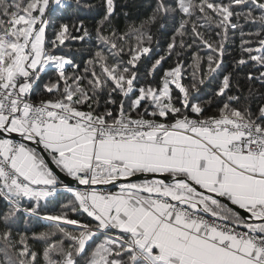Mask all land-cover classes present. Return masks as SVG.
<instances>
[{"label":"snow or ice","instance_id":"snow-or-ice-1","mask_svg":"<svg viewBox=\"0 0 264 264\" xmlns=\"http://www.w3.org/2000/svg\"><path fill=\"white\" fill-rule=\"evenodd\" d=\"M148 7L0 0V264H264V0Z\"/></svg>","mask_w":264,"mask_h":264},{"label":"trees","instance_id":"trees-1","mask_svg":"<svg viewBox=\"0 0 264 264\" xmlns=\"http://www.w3.org/2000/svg\"><path fill=\"white\" fill-rule=\"evenodd\" d=\"M83 3H91V4H99L100 0H82ZM117 4V18L116 23L123 27L126 18L124 17V13H128L127 20L128 21H138L142 17L146 16L148 12L150 11L149 0H116ZM77 16L79 19H83L85 22V25L89 28V31L93 33V40L95 37L94 33V27H95V21L98 19V16L95 11L87 10V9H81L79 13H77ZM74 17L70 14L69 11H65L62 13L59 17V21L68 23L70 25V31H71V25L73 23ZM247 30V29H245ZM73 35H79V33H72ZM49 35H51V30L49 31ZM157 39L160 41V48H163L166 46L167 37L166 36H157ZM239 34H236L235 40L229 42L228 46V53H226L224 60H225V69H229L231 66V62L234 58H238V52H239ZM84 47H86L84 42L73 40L69 38L65 41V45L61 46L58 51L66 54L70 57H73L77 60H80L82 58H86V52L83 51ZM77 49H81L80 52H77ZM153 52L147 54V56L152 57V59H148L147 56L142 58V62L140 65V71L145 72L147 67L150 66L152 60H154L158 54V50L156 49V46H153ZM172 61H168L164 64V67L167 68ZM190 63V60L185 61V70L186 73L190 74L191 69L187 67V65ZM248 68L244 67L240 70V74L244 75L248 72ZM255 87H259L256 85ZM63 199V197H61ZM22 226V225H21Z\"/></svg>","mask_w":264,"mask_h":264}]
</instances>
